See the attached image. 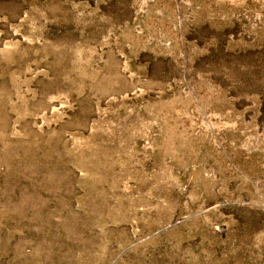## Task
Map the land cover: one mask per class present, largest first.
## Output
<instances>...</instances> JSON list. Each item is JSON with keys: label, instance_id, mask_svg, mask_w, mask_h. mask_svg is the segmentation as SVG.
<instances>
[{"label": "rangeland", "instance_id": "rangeland-1", "mask_svg": "<svg viewBox=\"0 0 264 264\" xmlns=\"http://www.w3.org/2000/svg\"><path fill=\"white\" fill-rule=\"evenodd\" d=\"M0 264H264V0H0Z\"/></svg>", "mask_w": 264, "mask_h": 264}]
</instances>
